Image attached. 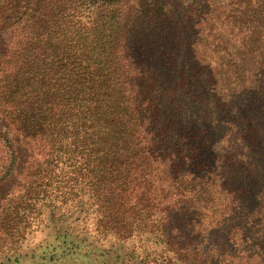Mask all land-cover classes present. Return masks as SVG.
Masks as SVG:
<instances>
[{"label": "trees", "instance_id": "trees-1", "mask_svg": "<svg viewBox=\"0 0 264 264\" xmlns=\"http://www.w3.org/2000/svg\"><path fill=\"white\" fill-rule=\"evenodd\" d=\"M204 4L0 0V264H264V0Z\"/></svg>", "mask_w": 264, "mask_h": 264}, {"label": "rangeland", "instance_id": "rangeland-1", "mask_svg": "<svg viewBox=\"0 0 264 264\" xmlns=\"http://www.w3.org/2000/svg\"><path fill=\"white\" fill-rule=\"evenodd\" d=\"M127 3L134 8V12L136 13V18H140L142 21H146L149 23H154L156 18L157 21L165 20L167 18L170 19V25H174L177 23L179 26H184L189 22L187 17V11L189 10L188 6L191 0H126ZM197 2V6L199 9L206 11L204 16L201 18H197L194 20V23L197 22L198 25H205L208 20H206L207 12L211 9V6H206L204 1L207 0H194ZM210 5H213L215 8L224 7L226 9H234L235 6H227L228 0H208ZM82 12V11H80ZM236 14V13H234ZM206 16V18H205ZM213 23V22H210ZM15 39L21 37V34L17 32L12 36Z\"/></svg>", "mask_w": 264, "mask_h": 264}]
</instances>
